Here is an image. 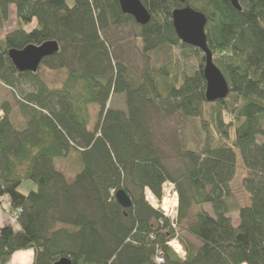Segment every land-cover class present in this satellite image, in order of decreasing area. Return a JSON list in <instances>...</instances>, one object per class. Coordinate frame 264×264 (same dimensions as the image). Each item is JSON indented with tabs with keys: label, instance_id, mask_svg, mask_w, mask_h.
Masks as SVG:
<instances>
[{
	"label": "trees",
	"instance_id": "trees-1",
	"mask_svg": "<svg viewBox=\"0 0 264 264\" xmlns=\"http://www.w3.org/2000/svg\"><path fill=\"white\" fill-rule=\"evenodd\" d=\"M239 3L142 0L151 19L139 24L119 0H0V29L11 6L18 21L0 41V83L31 88L20 100L23 129L8 103L1 109L0 202L9 198L19 231L0 229V264L27 248L34 264H264V0ZM188 6L207 16L213 62L230 88L224 99H206V56L176 33L173 12ZM48 42L59 52L39 70L66 73L57 88L39 70L19 72L9 54ZM164 48H176L175 58L157 69L154 53ZM113 94H125V110L109 107ZM93 104L100 116L91 129ZM178 115L200 121V150L164 142L160 125ZM236 148L250 196L237 205V226L229 216ZM72 153L79 169L69 180L57 161ZM29 181L36 190L20 193ZM167 182L180 198L176 225L146 199L147 189L161 199ZM119 190L133 201L128 210ZM174 239L185 243L184 259Z\"/></svg>",
	"mask_w": 264,
	"mask_h": 264
},
{
	"label": "rangeland",
	"instance_id": "rangeland-1",
	"mask_svg": "<svg viewBox=\"0 0 264 264\" xmlns=\"http://www.w3.org/2000/svg\"><path fill=\"white\" fill-rule=\"evenodd\" d=\"M69 6L74 5V0H67ZM13 25V26H12ZM34 25L28 27L30 30ZM16 28L15 21L11 20L10 23H7L3 28L0 29V41L5 39V36L8 33L12 32V29ZM173 48H164L163 50L157 51L154 53L156 58V68L161 69L168 65L170 62L174 61V51ZM133 54H138L137 52H133ZM190 68L185 69V72L189 71ZM39 74L42 78L47 81V83L53 87H61L62 81L66 78V73L64 72H51L48 69L41 68ZM31 89L29 86H25L23 89H12L9 86L0 83V117L4 115L3 111H1L4 103H8L13 113L11 115V119L15 126L19 129H23L25 122L22 117V113L19 107L22 91ZM109 107L111 109L117 110H125L127 108L126 97L125 94H113L112 98L109 101ZM91 110V122L89 124L91 129L96 127V124L99 119V111L100 106L97 104H93L90 108ZM160 131L165 135L164 142L169 145V148H173L176 144L181 147H185L188 149L200 150L204 145V141L206 138L205 132L202 131V127L200 121L193 118H184L181 116H174L169 118L166 122L160 125ZM237 152V167H236V177L232 182V196L233 201H231V207H233V212L229 214L230 218H232L235 226L239 223L238 210L237 205L247 206L250 202V196L245 192L244 179L247 175L246 169L242 160L241 152L238 148L235 149ZM78 159L74 153L65 160L57 161V167L59 170H62L69 177V180H72V177L79 169V164L77 163ZM35 183L29 181L24 182L22 186H20L19 191L22 194L29 195V192L36 190ZM205 208L212 213V207L205 206ZM12 206L10 205L9 198H4L2 202H0V211L3 212V215L0 216V229L11 225L17 231H19L18 227V217L14 216V211L11 210ZM191 241L192 238L188 237ZM181 245L185 246V243L181 242Z\"/></svg>",
	"mask_w": 264,
	"mask_h": 264
},
{
	"label": "water",
	"instance_id": "water-1",
	"mask_svg": "<svg viewBox=\"0 0 264 264\" xmlns=\"http://www.w3.org/2000/svg\"><path fill=\"white\" fill-rule=\"evenodd\" d=\"M184 2L185 0H181ZM235 8L241 9L239 0H229ZM122 11L134 16L139 24H146L150 21L151 16L148 14L142 0H119ZM207 16L203 13L185 7L173 12V25L180 40L184 44L201 49L205 56L204 76L207 80L206 99L217 101L224 99L230 92L226 78L221 70L213 62L214 56L208 45L206 34ZM59 52L57 42H48L43 46H29L18 51L10 52L12 63L15 64L19 72H31L35 74L42 65L46 57H51ZM116 201L126 210L132 207L133 201L124 190L116 193ZM54 264H72V261L65 257Z\"/></svg>",
	"mask_w": 264,
	"mask_h": 264
},
{
	"label": "built area",
	"instance_id": "built-area-1",
	"mask_svg": "<svg viewBox=\"0 0 264 264\" xmlns=\"http://www.w3.org/2000/svg\"><path fill=\"white\" fill-rule=\"evenodd\" d=\"M163 195L161 199H157V197L152 193L150 189L146 190V199L148 203L157 211H161L167 219L171 220L173 222V225H176L177 217L179 215V196L177 192V187H175V184L172 182H167L163 185ZM18 212L14 213V216H17ZM181 242L177 239H174L169 245L171 248L177 252L179 257L181 259H184L187 255V252L185 250V253L179 252L177 249V245ZM155 261L158 264H161L163 262V259L161 257L155 258Z\"/></svg>",
	"mask_w": 264,
	"mask_h": 264
},
{
	"label": "clouds",
	"instance_id": "clouds-1",
	"mask_svg": "<svg viewBox=\"0 0 264 264\" xmlns=\"http://www.w3.org/2000/svg\"><path fill=\"white\" fill-rule=\"evenodd\" d=\"M35 255V248L17 249L11 254L7 264H34Z\"/></svg>",
	"mask_w": 264,
	"mask_h": 264
},
{
	"label": "crops",
	"instance_id": "crops-1",
	"mask_svg": "<svg viewBox=\"0 0 264 264\" xmlns=\"http://www.w3.org/2000/svg\"><path fill=\"white\" fill-rule=\"evenodd\" d=\"M10 10H11V14H10V20L9 21H11V20L15 21V26L17 28L18 27V21H17V10H16V7L15 6H11ZM16 28L12 29V31L15 30ZM5 200H6V198H5ZM1 215H3V212L0 211V216Z\"/></svg>",
	"mask_w": 264,
	"mask_h": 264
},
{
	"label": "bare ground",
	"instance_id": "bare-ground-1",
	"mask_svg": "<svg viewBox=\"0 0 264 264\" xmlns=\"http://www.w3.org/2000/svg\"><path fill=\"white\" fill-rule=\"evenodd\" d=\"M177 249L179 252H182L183 254L185 253V250L183 249L181 243L177 245Z\"/></svg>",
	"mask_w": 264,
	"mask_h": 264
}]
</instances>
